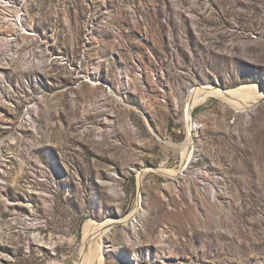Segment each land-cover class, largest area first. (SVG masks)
Here are the masks:
<instances>
[{
  "label": "rangeland",
  "instance_id": "374dc122",
  "mask_svg": "<svg viewBox=\"0 0 264 264\" xmlns=\"http://www.w3.org/2000/svg\"><path fill=\"white\" fill-rule=\"evenodd\" d=\"M205 85L264 91V0H0V264H264V97L183 166Z\"/></svg>",
  "mask_w": 264,
  "mask_h": 264
},
{
  "label": "bare ground",
  "instance_id": "6f19581e",
  "mask_svg": "<svg viewBox=\"0 0 264 264\" xmlns=\"http://www.w3.org/2000/svg\"><path fill=\"white\" fill-rule=\"evenodd\" d=\"M217 86H212V85L202 86L201 87V93L191 95V97L187 101L188 102V110L186 109L187 111H186V116L184 119H185V123L187 125L188 136H187V139L180 145L184 149L183 166L188 164V162L191 158L192 152L194 151V146H195V145H193V133H194L193 128L195 127V124L193 123V121L191 119V112H190L194 104L202 102V101L206 100L208 97H216V98H222L223 100L227 101L231 105H234L238 108H244L247 105L249 99L259 101L261 98L264 97V91H262L260 94H257V93H254L249 87H244V88L238 87V88H234V89L224 90V88L221 89V88H219L220 86L219 87H217ZM248 106H249V104H248ZM181 167H182V165H181ZM160 170L163 171L162 169H160ZM164 172H166L167 175L176 176V173L172 172L171 170L164 169ZM138 179H140V176ZM135 213L131 214L130 216L128 215V217L124 218V219H128L127 225H129V228H134V226H135V222H136ZM114 222H117V221L113 220V219L112 220L108 219V221H105L102 224H99L95 230H93L94 229L93 228L92 229L93 231L88 230L86 232V235L84 237L85 243H88L91 239H94V238H96V240H97V245H98V250H99L97 257H99L101 255L102 252L100 253V251L106 245L105 240L102 239L103 234H104L103 230H104V228H108ZM84 261L81 260L78 264H94V262H93L94 257L92 255H88V258H86V256H85ZM99 261H100V264H103L102 263V257ZM129 262H131V258H130Z\"/></svg>",
  "mask_w": 264,
  "mask_h": 264
},
{
  "label": "water",
  "instance_id": "95a60500",
  "mask_svg": "<svg viewBox=\"0 0 264 264\" xmlns=\"http://www.w3.org/2000/svg\"><path fill=\"white\" fill-rule=\"evenodd\" d=\"M216 85H219V84H216Z\"/></svg>",
  "mask_w": 264,
  "mask_h": 264
}]
</instances>
